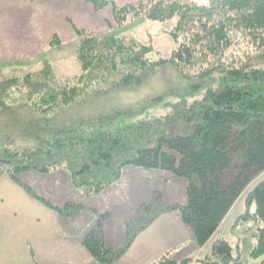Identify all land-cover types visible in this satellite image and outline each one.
<instances>
[{
	"label": "trees",
	"instance_id": "1",
	"mask_svg": "<svg viewBox=\"0 0 264 264\" xmlns=\"http://www.w3.org/2000/svg\"><path fill=\"white\" fill-rule=\"evenodd\" d=\"M86 1L95 10L111 7L117 27L139 15L158 22L176 18L169 33L176 47L167 58L151 61L149 47L114 30L76 29L77 75L58 83L44 62L20 81L0 83V178L30 191L23 172L65 170L89 197L117 182L124 167L165 170L188 182L186 204L165 205L155 197L142 207L145 217L130 224L119 249L104 245L106 216L100 215L82 240L96 262L115 263L160 213L177 210L201 250L197 262L264 264V179L249 190L254 208L238 221L255 226L249 261L214 237L247 185L264 172V0H136L123 6ZM166 68L185 83L182 91L165 90L130 105L116 102L115 95L142 89ZM201 91L199 102L181 98ZM158 108L168 112L153 116ZM31 194L61 214L81 207L55 206ZM192 262L166 254L153 264Z\"/></svg>",
	"mask_w": 264,
	"mask_h": 264
},
{
	"label": "crops",
	"instance_id": "2",
	"mask_svg": "<svg viewBox=\"0 0 264 264\" xmlns=\"http://www.w3.org/2000/svg\"><path fill=\"white\" fill-rule=\"evenodd\" d=\"M38 1L37 9L50 2L0 0V26L5 22L2 19L8 16L9 2L10 5L13 2L15 14H11L12 17L22 18L25 7L34 10ZM71 1L64 0L63 5L64 2L58 0V5H63L59 7V19L73 20ZM107 1L123 6L136 0ZM54 3L57 2L53 0L43 9L49 16L55 11ZM87 4L82 0L75 9L76 12L86 11L89 20L84 21L78 16L73 24L76 29L95 32L93 24L99 19L108 20L112 11L109 8L108 17H104L101 13H94L93 7ZM20 178L30 191L5 176L0 178V264H99L82 245V240L100 215L106 216L102 223L104 245L119 249L129 238L130 224L145 217L142 207L155 197L171 206L187 202V181L162 170L124 167L116 183L92 197H83L65 170L51 173L32 170L23 172ZM31 193L55 206L72 203L81 207L69 215L61 214L47 208ZM200 251L179 211H166L139 231L127 251L113 264H153L166 254H171L175 261L193 257L191 264H201L194 259Z\"/></svg>",
	"mask_w": 264,
	"mask_h": 264
},
{
	"label": "rangeland",
	"instance_id": "3",
	"mask_svg": "<svg viewBox=\"0 0 264 264\" xmlns=\"http://www.w3.org/2000/svg\"><path fill=\"white\" fill-rule=\"evenodd\" d=\"M49 1L48 4L40 6L39 9H37V4L40 1L35 4L34 10L33 8H26L24 6L25 10L22 18L17 16L16 18L12 17L11 14H15L12 10L13 2L11 5L10 2L8 3V16L2 19L5 22L0 26V83L12 79L20 81L28 73L39 71L44 62L49 64L53 76L58 83L69 80L78 74L79 66L76 59L78 39H76V28L74 27L73 21L76 22L78 16H81L82 20L88 21V13L83 9L76 12L75 6L79 7L82 0H72L73 20L71 18L59 19V7H62L66 2L60 0V2L64 3L62 6H59L58 0H55L57 2L54 3L56 7L55 11L50 12L49 14L51 15L49 16L46 14V10L43 11L46 6L49 7L53 3V0ZM191 1L199 4L209 3V0ZM86 3L88 2L86 1ZM87 5L89 7L92 6L90 3ZM109 8L111 7L106 6L101 10H95L93 8V11L96 14L101 13L104 17H108L110 12ZM175 21L176 18L165 22L150 21L143 15H139L137 17H130L127 23L121 27H117L112 17H110L105 22L99 19L97 23H94L93 29L95 32L88 29L77 30H88L94 34L114 30L116 34L122 35L127 40L131 39L141 45L149 47L151 50L146 58L151 61H156L161 58H167L176 47V44H174L169 36ZM184 86H186L185 83L177 77L176 73L166 68L154 74L142 89L120 92L115 97L118 104L130 105L140 102L154 94L163 93L165 90L172 92L182 91ZM204 94L205 91L192 95L182 93L181 98H187L186 101L189 104L201 101ZM160 109L158 108V111L152 109L150 113L153 116H160L168 112L167 110L163 111ZM261 179H264V172L247 185L238 202L235 203L230 214L220 224L214 236L215 238L224 239L229 242L233 247L234 256L239 254L242 262L249 261V253L255 244L256 230L253 223L248 224L238 221L240 220L239 217L247 210H253L254 204L247 202V194L252 186ZM236 247L239 248L236 249ZM200 254V252L197 253L194 259H197ZM249 264H256V262L250 261Z\"/></svg>",
	"mask_w": 264,
	"mask_h": 264
}]
</instances>
